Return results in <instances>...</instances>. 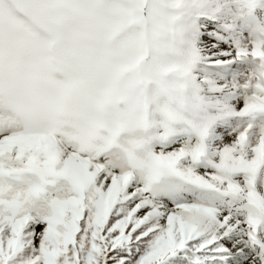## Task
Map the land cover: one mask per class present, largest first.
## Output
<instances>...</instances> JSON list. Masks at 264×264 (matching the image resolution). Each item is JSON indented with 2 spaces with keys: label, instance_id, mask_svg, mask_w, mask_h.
Returning <instances> with one entry per match:
<instances>
[{
  "label": "snow or ice",
  "instance_id": "snow-or-ice-1",
  "mask_svg": "<svg viewBox=\"0 0 264 264\" xmlns=\"http://www.w3.org/2000/svg\"><path fill=\"white\" fill-rule=\"evenodd\" d=\"M181 6L0 0V264H264V47L210 136L158 60Z\"/></svg>",
  "mask_w": 264,
  "mask_h": 264
},
{
  "label": "trees",
  "instance_id": "trees-1",
  "mask_svg": "<svg viewBox=\"0 0 264 264\" xmlns=\"http://www.w3.org/2000/svg\"><path fill=\"white\" fill-rule=\"evenodd\" d=\"M181 5L160 42L168 41L169 49L181 51L179 59L167 64L188 66L192 82L198 81L199 94L214 105L209 109L218 112L211 136L215 127L239 119L224 110L228 107L226 97L237 94L238 65L245 61L235 57V50L245 45L238 43L231 31L236 25L243 27V32L249 30V46L259 30L264 36V0L254 4L251 12L239 0H181Z\"/></svg>",
  "mask_w": 264,
  "mask_h": 264
},
{
  "label": "rangeland",
  "instance_id": "rangeland-1",
  "mask_svg": "<svg viewBox=\"0 0 264 264\" xmlns=\"http://www.w3.org/2000/svg\"><path fill=\"white\" fill-rule=\"evenodd\" d=\"M232 29L233 30L231 31V34H233L234 37L237 38V42L242 44V45L249 46L248 43L246 44V42L248 41V37H249V30L246 32H243L242 31L243 27H241V26L239 27L238 25H236ZM164 37H162V39ZM169 48H170V44L168 43V41L160 42V51L158 53V60L160 63L167 64L168 61L173 60V59H179L181 57V51H177L175 49L172 50ZM244 59H245V61L241 62V64L238 65L239 69H240V73H238V76L240 78L237 80V83H238V86H236L237 87V90H236L237 94L233 95V96L228 95L226 97V100H228V107L234 108L232 101L235 99H242L243 98V96L247 90L245 88H243L242 86L245 83V81L247 80L249 73H251L255 70L256 61L250 57H244ZM208 114L211 116H214L215 119L218 117V115H217L218 112L213 111L211 109H208ZM232 117H235V116H232ZM229 123L233 127H235L237 124H239V125H241V123L243 124L244 121L239 118L238 120H235V121H227V124H229ZM220 127H225V125H221Z\"/></svg>",
  "mask_w": 264,
  "mask_h": 264
},
{
  "label": "clouds",
  "instance_id": "clouds-1",
  "mask_svg": "<svg viewBox=\"0 0 264 264\" xmlns=\"http://www.w3.org/2000/svg\"><path fill=\"white\" fill-rule=\"evenodd\" d=\"M240 4L242 0H239ZM255 0H243V7H245L249 12L252 11ZM160 83L155 85L154 91L160 92L164 86L171 85L174 81L177 80V75L174 72L167 71L164 67H160ZM158 118L168 119L167 109H162L159 113Z\"/></svg>",
  "mask_w": 264,
  "mask_h": 264
}]
</instances>
